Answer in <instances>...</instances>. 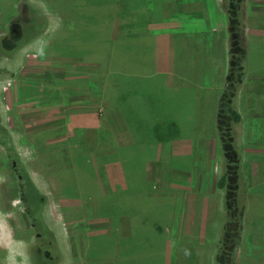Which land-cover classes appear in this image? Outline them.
Returning a JSON list of instances; mask_svg holds the SVG:
<instances>
[{"label": "rangeland", "instance_id": "374dc122", "mask_svg": "<svg viewBox=\"0 0 264 264\" xmlns=\"http://www.w3.org/2000/svg\"><path fill=\"white\" fill-rule=\"evenodd\" d=\"M86 1L98 3L105 0ZM140 1L141 4L147 2L149 8L144 14L145 18L142 16L143 19L135 21L130 27L120 26L117 16L112 18L110 30L112 38L121 34L137 36L142 31L150 32L157 22H161V19L164 20L167 16L168 20H173L175 19L173 16L178 18L181 12H185V16L191 8L202 10L204 7L201 0H160L163 13L156 22L153 20L154 15L156 14L158 18L161 13L158 14L150 9V4L154 0ZM140 1L137 2V6L140 5ZM235 1L230 3L222 0V13L229 20L226 30L228 46V59L226 56L225 62L228 66L226 78L232 60L233 63L235 60L231 59V51L234 55L239 52L244 55V50L247 49V65L255 68L260 62L264 67V37L250 36L248 32V39H245L248 27L252 29L255 26L253 29L259 30V25L264 26V4L263 8H259L257 4L256 8L254 7L257 11L254 12L252 6L255 2ZM75 3V0H0V264H115L117 262L112 256H98L94 246L89 244V239L94 236L112 233L113 219L109 215V209L107 206L98 208L96 194L91 191L80 193L77 186L78 182L86 181L82 179L85 177L80 175L81 168L96 178L95 191L98 194L100 191L111 190L115 185L121 184L123 175L115 163L107 164L108 156L113 150L109 138H113V142L119 146L115 138L111 137L113 132L107 116L105 117V109L115 106L108 97L111 90L105 86L109 81H102L100 86L98 79L94 78L101 69L100 65L80 55L63 53L59 42L54 40L63 30H73L80 25V15ZM219 12L221 13L218 10ZM238 15L241 16L242 24L236 27L231 21L238 22ZM43 23L45 26L42 28ZM30 26L31 29H28ZM152 41L155 43L153 39L150 41L151 44ZM76 42L82 43L83 40L77 39ZM232 42L235 46L233 44L234 47L230 48ZM158 51H162V48ZM153 52L151 55L155 57L157 53ZM86 53L82 55H87ZM142 59H146V55L142 54ZM240 62L241 65L242 60ZM185 67L187 69L181 71L192 74L193 66L186 64ZM91 79L95 81L89 83L88 80ZM217 79L218 73L212 71L211 79L207 83L215 82ZM133 81L134 86L122 88L126 94L124 95L123 91L121 99L124 101L127 97L123 111L132 133L142 143L141 153L145 157H142L144 176L150 182L147 183L149 188L137 187L134 193L140 195L143 192L151 199L150 204L155 202L158 204L149 212L150 215L147 212L146 218H143L140 212L134 215L136 221L134 224L130 215L120 216L119 230L122 236H126L123 233L134 235V226L137 230L138 242L135 244L134 241L136 255L132 256V259L139 258L138 253H147L149 259H154L146 264H217L223 225L226 223L229 192L223 194L225 208L222 196V199L215 200L213 208L208 209V206L199 212V216L195 215L196 201L184 200L183 194L185 190L187 191V187L186 184H181V181L178 182L184 176L173 168H168L169 162L168 167L165 162H160L164 161V158L158 161L155 152L159 142L156 141V134L161 130L158 128L162 123L166 124L163 121H167L169 116L175 113L174 120H177V123L173 132L179 136L193 132L195 134L198 131L192 126L196 123L194 118L197 111L199 121L202 117L206 119L203 123L199 122V125H203L199 133L206 135L210 145H213L212 151L209 150V155L207 153V158L205 157L206 165L208 163L215 167L218 182L220 178H226L225 159L229 158L235 161L234 164L227 166V170L232 172L230 180L236 182L235 172L238 169V178L241 179L236 197L240 204L237 209L242 221L241 234L237 241L235 239L231 241L233 256L230 258L228 255L226 259L229 260V264H264V193H262L264 184L255 185V192L248 190L250 186L248 178L251 177L249 172L248 176L246 174L245 165L248 159L245 158L247 161H243L245 153L242 152L246 142L244 136L239 135L242 133V125L246 123L241 119L257 113V109L250 104V100L253 101L256 97L254 94L250 96L249 91L251 89L257 94L259 90L257 86L260 85L244 86L242 92H245V96L242 106L238 107L239 97L236 95L243 87L242 78L234 94L236 97L228 100L232 102L233 111L238 115L237 119L229 124L230 129L225 130L226 136H222L218 115L217 120L216 118L211 120L214 115L213 109L210 108L214 103L212 97L206 96L204 105L203 99L193 98L191 94L194 92L193 89L188 91L187 88H181L178 92L177 89L169 93L163 92L164 99H159L158 95L164 89L155 88L158 86L157 79L139 76L133 78ZM95 83L99 86L97 90L90 89L89 86ZM145 85L152 89L148 95V91H144ZM261 89L264 91V86H260ZM172 95L176 100L171 98ZM187 100L188 107L184 108ZM197 101H200L199 104H196ZM84 102H90L88 105L90 107H86L85 110L94 113L93 115L98 119V124L96 123V126L93 124L94 127L91 122L85 124L77 120L81 117L78 106ZM186 110L191 112L190 117H187ZM226 110L231 111L230 108ZM260 114L264 113L260 112ZM258 120L261 121L260 127L264 131V116L259 117ZM231 142L237 147H233ZM261 144L264 147V137L261 139ZM8 146H12L11 151H8ZM139 151H136L138 159L142 160ZM252 157L257 158L259 162L258 174L252 176L254 178L252 179L254 182L259 179L264 181L262 177L264 150L262 149L260 155L258 153ZM180 163L176 160L172 165ZM73 166L74 175L70 179L65 171L72 169ZM141 167L142 163L135 162V168L139 170ZM192 176H196V173ZM25 177L30 179L31 187L22 186ZM155 177L162 179L164 183ZM91 181L93 182V177ZM135 184L139 183L135 182ZM35 188L39 191L38 195H41L38 198L43 201L41 206L43 219L51 230L50 235L53 237L54 234L56 238L50 250L54 256H51L52 259L49 260L51 262L37 260L35 229L28 217L27 204L21 199V194L24 193L27 196L28 194L35 196ZM201 195L203 194L196 196ZM201 202L206 204L205 200ZM228 203H231V200ZM188 205H191V211H188ZM200 207L201 205L198 206V210ZM197 225L202 226V230L205 231L204 237L202 233L192 232ZM156 236L159 237L158 241ZM45 237L44 235L41 239L42 242H45ZM160 238L162 239L159 240ZM245 241L248 242L247 250H245ZM192 245L194 247H191ZM129 247L134 246H127L125 250ZM104 250L107 251V248L104 247ZM190 251L197 254L193 256ZM56 252L59 255H56ZM123 252L122 249L120 253L123 254L124 263L121 261V264H131L130 258L125 259L128 253ZM155 252L158 254L156 255ZM205 252L210 253L209 262L205 261L207 260L204 257ZM141 261L142 259L139 261L140 264Z\"/></svg>", "mask_w": 264, "mask_h": 264}, {"label": "trees", "instance_id": "16d2710c", "mask_svg": "<svg viewBox=\"0 0 264 264\" xmlns=\"http://www.w3.org/2000/svg\"><path fill=\"white\" fill-rule=\"evenodd\" d=\"M76 1V10L78 14L80 15L79 23L80 25H77L76 28L73 30H63L61 35H57L54 40L59 42L60 46L62 47L63 53H67L69 55H80L81 57L89 58V60L96 61L100 65V70L95 74L94 78L101 81H109L108 85L103 82V85L107 86L111 92H109V98L112 104H115L116 101H119L121 108L123 109L124 102L126 101V98L119 99L118 100V87L116 85L117 77L118 75L123 74L124 79L121 80L120 85L122 88L126 87H132L134 86L133 78L139 77V73H142V67H144V64L141 63L142 54L149 57L150 53V40L148 39V35H137L133 36L131 34H121L118 35L116 38H112L110 35V30L112 26V18L118 17L121 25L120 26H133L135 21L139 19L145 18L149 10L147 2H144L141 4L140 0H105L102 2H87L86 0H75ZM140 1V5H138L137 2ZM157 1V3H155ZM235 0H227V2ZM155 7V9H154ZM150 9L153 10V12H157L159 17L157 18L156 14L154 15L153 20L156 22L160 20V17L163 13L162 10V2L160 3V0H154L150 4ZM143 16V18H142ZM239 20L237 21H231V23L236 24V27L241 25V16H239ZM42 28L45 26V23L42 24ZM235 27V25H233ZM31 29V26L28 28ZM61 32V31H58ZM63 39V40H62ZM77 39L83 40L82 43L76 42ZM149 40V41H148ZM233 42L231 43V47L233 46ZM67 47V48H66ZM60 51V52H62ZM84 52H87V55H82ZM242 58V54L237 53L236 55L233 54L231 51V59H235L234 63L232 60L231 68L228 73L227 77V84L225 89L222 92V95L220 96V102H219V111H218V120L219 125L221 128L220 133L222 136H226L224 133L225 130L227 131V128L230 129L229 124L237 119V113L234 112V108H232V102H228V100H232L236 96H234L235 92L238 89V85H240V82L243 78V71L242 67L240 65V60ZM140 62V63H139ZM122 77V76H121ZM128 90V89H127ZM124 91V95L126 94L125 90L122 89V92L120 94L122 95ZM130 92V90H128ZM107 96V95H106ZM227 98V100H226ZM226 107V108H225ZM231 109V111H227L226 109ZM224 110V111H220ZM230 115V116H229ZM239 120V119H238ZM167 126L172 125V123H175L171 120H168ZM162 125V124H161ZM161 130L160 132H157L156 134V141H167L172 140L176 138H180L178 134H169L171 132L170 129L166 128L165 126L159 127ZM159 130V129H158ZM228 136V135H227ZM112 137V134H111ZM109 142L112 143V152L108 156L109 159L107 161V164L110 162H113L116 164L119 172L124 176H122L123 181L119 185H115L111 190H106L104 192L100 191V194H98L95 189L96 186V178L90 174H88L86 171H84L81 167L80 169V175H82V179H85L86 181L78 182V188L81 192L91 191L92 193H95L97 198V205L98 208H103L107 206L109 209V215L113 219V231L111 234H101L94 236L93 238H90L89 244H92L94 246L95 253L98 254V256L101 255H107L115 257L116 263L115 264H121V261L124 263V257L123 254L121 255L120 251L123 249L124 252L128 253V257H125V259L130 258L131 264H140L139 261L142 259L141 263L146 264L147 262H152L154 258H148L147 253H138L139 258L132 259V256L135 254V244L138 242V237H136V228L134 226V235L132 236H122L120 230H119V222H120V216L123 214H128L132 218L133 224L135 221L136 214H141L143 218L147 217V212L150 215L149 212L152 211L154 207H156V204L151 202L150 198L147 197L143 192L139 195L134 193L135 189L137 187L141 188H149L147 185L150 184L148 180H146L144 176V161L143 158L144 154L141 153L142 148L141 144H139V140L136 136V143L133 145H119L115 142H113V138H109ZM233 142V141H232ZM231 142L232 146L233 143ZM233 147H237L234 145ZM8 151H11L12 146L7 147ZM139 156L142 158V160H139L138 158V152ZM225 152V151H224ZM226 153V152H225ZM175 156H172V159ZM226 157V156H224ZM135 162L142 163V167L138 170L135 168ZM235 161H231L229 158L225 159V166L228 164L233 163ZM20 163V162H19ZM76 166V164H74ZM67 169L65 172H67V176L71 179L73 177V170ZM78 166V165H77ZM227 166L225 167V173L224 176L226 178L219 179L218 183L219 185L226 187V190L229 192V199L227 200V207H226V223L223 225V235L222 239L220 241V252L218 254V259L216 261L217 264H229V260L227 261V257L231 258L233 256L231 251V244L233 242V239L236 241L239 239V235L241 234V216L239 215V202L237 201V192L240 189L239 188V169L236 173L238 174V177L236 179V182L233 183L230 180L231 177V171L228 169ZM79 167V166H78ZM20 172V171H19ZM71 174V175H69ZM21 175V172L20 174ZM93 177V182L91 181V178ZM68 182V181H67ZM87 182V183H84ZM91 182V183H90ZM135 182H138L139 184H135ZM30 179L26 178L23 181V187H31L29 185ZM147 185V186H146ZM100 186V185H99ZM23 187L21 189H23ZM125 187V188H124ZM232 190V191H231ZM231 191V193H230ZM24 192V190H23ZM35 196H32L31 194L25 195L21 194V199L23 200L24 204H27L28 209V217L30 221L32 222V225L35 229L36 239H37V248L35 249V253L37 256V260L42 261H49L53 256L51 253V248L53 247L52 243H55L56 238L53 235V237L50 235V229L48 224L43 219L42 215V203L40 197L41 195H38L39 191L35 188ZM229 200H231V203H228ZM34 212V213H32ZM148 215V217H149ZM234 227V228H233ZM45 237V242H42L41 239ZM143 238V236H141ZM161 237V236H160ZM158 241V236H156ZM160 238L159 240H161ZM50 240V241H49ZM39 241V242H38ZM232 241V242H231ZM235 244V243H234ZM127 246H134L129 247L128 250H125ZM228 246V247H226ZM104 247L107 248V251L104 250ZM88 248V247H87ZM230 249V251H228ZM123 252V253H124ZM226 252V253H225ZM57 253V252H56ZM156 255L158 254L155 252ZM225 253V255L223 254ZM56 255H59L58 253ZM225 256V257H224ZM57 259V258H56ZM132 259V260H131ZM51 262V261H49ZM54 264V263H52ZM151 264V263H150Z\"/></svg>", "mask_w": 264, "mask_h": 264}, {"label": "crops", "instance_id": "0c3cea01", "mask_svg": "<svg viewBox=\"0 0 264 264\" xmlns=\"http://www.w3.org/2000/svg\"><path fill=\"white\" fill-rule=\"evenodd\" d=\"M203 2V5L205 7L201 9L199 8H191L189 9L188 15L184 16L185 12H181L179 14V17L176 18L173 16V20H168V16L163 19H161V22H157L156 25L150 29L151 31L146 32H140V35H148L150 38L149 40L155 41V43H150V49L151 51L149 57L147 59H141V63L144 65H147L146 67H142V73H139L138 76H141L142 78L145 77L147 79L149 78H155L158 80V86H156V89H164L160 91V94L158 95L159 99H164V93L169 91H173L174 89H177L178 91H181V88H187L188 91L192 90V96L196 100L203 99L204 105H205V98L212 97L214 100V103L211 104L210 108L213 109L212 114H214L211 118V120H217L218 115V105L220 102V96L222 95L223 90L226 87V74H227V63L226 62V56L228 59V46L226 44L227 40V23L229 20L225 18L223 11V5L222 0H201ZM252 2H255L253 4L252 9L254 12L257 10L254 9V7L258 4L259 8H263L264 0H250ZM211 4V6H210ZM218 8V9H217ZM256 8V7H255ZM199 9V10H198ZM218 10L221 11V13H218ZM183 11V10H182ZM258 13V12H257ZM263 13V12H262ZM202 15V16H201ZM255 27V26H254ZM253 27V28H254ZM251 29V27H248L246 29V38L249 32L250 36H260L264 37V26L259 25V30ZM257 28V29H258ZM112 37V36H111ZM245 37V35H244ZM162 48V51H158ZM157 53V55L154 57L151 54ZM247 49L244 50V55H242V64L241 67L243 69V87H241V90H239L238 93V102L237 106H242L241 103L243 102V98L245 96V92H242L244 86H250V85H260L264 86V67L261 65V63H257L255 68H250V65H247ZM182 58L184 60H182ZM206 60V61H205ZM140 63V62H139ZM241 63V62H240ZM186 64H189L190 66H193L192 74L184 73L181 71V69L186 70L185 67ZM149 65V66H148ZM225 66V67H224ZM215 71V73H218V79L215 82L207 83L211 79V72ZM221 73V76H220ZM122 76V77H121ZM220 76V78H219ZM248 76V77H247ZM124 79L123 74L118 75L116 85L118 87V100L121 99L122 87L120 85L121 80ZM248 80V81H247ZM89 81H95V79L88 80ZM97 82H100L97 80ZM102 82V81H101ZM100 82V86H101ZM90 83V82H89ZM260 86H257L259 89L256 93H253V91L250 89L249 95L256 97L255 99L250 100V104L253 105L254 109H257V113H252L251 115L245 116V118L241 121L246 122L242 125V133L239 135L244 136L245 139V146L243 147L244 157L243 161L250 162L246 163V174L248 176V172L250 174L251 178L249 179L250 186L248 187V190H252V192H255V185L258 183L264 184L263 179H259L257 182H254V176L258 174L257 167L259 165V162L257 158L252 157L256 154L264 150V147L261 144V139L264 137V131L263 128L260 127L261 121L258 120L259 117L264 116V114H260V112L264 113L262 111L264 109V91L261 89ZM99 86H97V83L92 84L89 86L90 89H96ZM87 90V89H86ZM135 90V89H134ZM144 91H148L147 95L152 91V89L149 88L148 85H145ZM204 91V93H203ZM164 92V93H163ZM197 92V93H196ZM195 93V94H194ZM248 95V96H249ZM172 95V99H173ZM177 96V95H175ZM189 98H191L189 96ZM200 98V99H199ZM176 100V99H173ZM200 101H197L196 104H199ZM263 102V103H262ZM90 103V102H89ZM89 103L84 102L78 107H80V114L81 117L77 120L83 123H89L91 122L92 125L95 126L98 124V119L95 118V116L91 112H87L85 109L88 106ZM187 108L188 107V100L184 103ZM195 104V106H196ZM246 104V101H245ZM263 105V106H262ZM252 112L253 108L251 106ZM172 111V110H171ZM196 111V108H195ZM205 111V109L203 110ZM259 113V114H258ZM174 114L172 113L169 116L168 120H171L175 123H172V125L167 126V121H163L166 124H163L161 126H165L168 129H172L169 134L171 136L175 134L173 130H175V124L177 123V120H174ZM187 117L191 116V112L186 110ZM177 115V114H176ZM107 116V121L112 129L113 136L115 140L118 142L119 145L127 146V145H133L134 143L138 142L136 141V135H134L129 127L128 121L124 115V111L121 108V105L119 101H116L115 106H110L105 109V117ZM172 116V117H171ZM206 120L204 117L200 118V121ZM210 120V121H211ZM199 118L197 116L196 111V118H194V122H196L192 128H196L195 131H198V133H188V135L180 136V138L167 140V141H159L156 145L155 152L159 159H163L166 165L169 164L170 167L173 168L174 171H178L181 176H184V178L179 179L178 182L181 184H186V189L183 198L185 201H196V207L194 208V214L199 216V212L205 210V208L208 209L213 208L215 200L222 199L223 194L227 191L225 187L219 185L216 178V169L212 164L206 165L205 157L207 158V153L209 155L210 151H212V147L208 140L206 139V135L199 133L200 129L203 127V125H199ZM248 122V124H247ZM250 122V123H249ZM97 123V124H96ZM94 125L92 127H94ZM247 127V128H246ZM160 130V128H158ZM205 136V137H204ZM212 136V135H211ZM193 138V140H191ZM139 144L142 145V143L139 142ZM210 150V151H209ZM172 156H175V159H172ZM250 156V157H249ZM168 158V160H167ZM184 160H183V159ZM246 158V159H245ZM153 159V158H151ZM180 161L181 163L179 165H172L174 161ZM157 163V162H156ZM196 173V176H192ZM260 174H261V168H260ZM186 176V177H185ZM241 176V174H240ZM253 176V177H252ZM238 177V174H237ZM262 177L264 178V173L262 174ZM149 178V177H148ZM157 179V177H155ZM253 178V179H252ZM158 181L164 183L162 179H157ZM241 180V179H240ZM193 185L199 186L197 188L192 187ZM247 190V191H248ZM248 193V192H246ZM264 193V192H262ZM187 194V195H186ZM199 194H203L201 196H196ZM226 195V193H225ZM225 195L223 196L222 202L223 207L225 208ZM205 200L206 204L200 203V201ZM212 200V201H210ZM199 201V203H198ZM201 205L200 209L198 210V206ZM204 205V206H203ZM191 205H188V211H191ZM124 217L122 218L123 221ZM123 224V222H122ZM123 226V225H122ZM245 231V229H244ZM192 232L196 233H202L203 237L205 235V231L202 230V226H196ZM251 231H249L250 233ZM123 233V232H122ZM126 236H129L128 234H124ZM244 236V235H243ZM245 250H247L248 242L245 241ZM191 247H194L192 245ZM192 249V248H191ZM192 251H190L191 253ZM197 254V252H195ZM192 252L191 255H196ZM204 257H206V262H209L208 258L210 257L209 252L204 253ZM210 259V258H209Z\"/></svg>", "mask_w": 264, "mask_h": 264}, {"label": "flooded vegetation", "instance_id": "af4514ba", "mask_svg": "<svg viewBox=\"0 0 264 264\" xmlns=\"http://www.w3.org/2000/svg\"><path fill=\"white\" fill-rule=\"evenodd\" d=\"M230 3L232 2V1H229ZM54 235V234H53ZM50 241V240H49Z\"/></svg>", "mask_w": 264, "mask_h": 264}]
</instances>
